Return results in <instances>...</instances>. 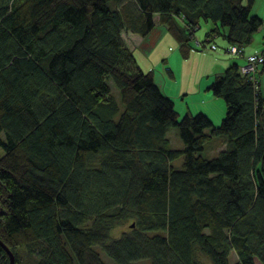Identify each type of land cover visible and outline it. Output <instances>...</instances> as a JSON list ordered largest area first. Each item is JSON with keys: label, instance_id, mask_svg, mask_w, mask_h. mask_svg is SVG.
<instances>
[{"label": "trees", "instance_id": "1", "mask_svg": "<svg viewBox=\"0 0 264 264\" xmlns=\"http://www.w3.org/2000/svg\"><path fill=\"white\" fill-rule=\"evenodd\" d=\"M254 7L0 0V240L15 264H106L97 248L113 264H231L233 252L235 264H264V63L258 83L237 62L214 76L207 89L226 102L216 126L180 117L122 36H148L158 15L182 58L203 22V50L215 36L245 49L264 26ZM219 136L226 149L202 156Z\"/></svg>", "mask_w": 264, "mask_h": 264}, {"label": "rangeland", "instance_id": "2", "mask_svg": "<svg viewBox=\"0 0 264 264\" xmlns=\"http://www.w3.org/2000/svg\"><path fill=\"white\" fill-rule=\"evenodd\" d=\"M246 2V0H245ZM256 10H259L260 14L263 15L264 14V0H258L257 2V7L256 9L253 11L255 12ZM206 23L203 22L200 25V30L197 31V33L195 34L197 38H201L203 39V34L209 30V28L205 25ZM127 33L124 32L122 34L123 39L128 42L127 40ZM131 34V33H130ZM257 35V34H256ZM255 35V36H256ZM257 37H255V39L257 40ZM172 39V40H169ZM175 41V43H177V47H178V42L177 40H175V38L172 36V34L169 35V37H164L163 41H161L160 45L157 47L156 52L158 53V58L162 55V58H165V60L163 61L162 59H160L159 61H163V64L161 62V66L156 65L153 61L154 60V56L155 53L152 54L151 58L149 59L148 57H146L143 52H141V48L140 50L138 48H136V55L138 57V62L141 65V68L143 69V71L148 72L151 71L154 73L155 76V80L157 83L161 84V82H164V78H166V80L170 83V86H172V88H169L170 86H168L167 89H169V93H172V95H174L173 101L176 104V109L177 112L180 114V117L185 116V113H191V114H196L197 112H212L213 110H216L219 105L222 107V110H226V102L223 101L222 98L220 97H215L218 100L217 101H213L214 96L212 94V92L208 93L205 92L206 89L208 88V86L213 82V78L214 76H207V72H205L204 70H206V67H212V63L214 61V59H223V60H228L227 65H230L231 63H233L234 61H236V59L238 61H241L240 63H242V59L243 58H239V57H233L231 55H229L226 52V48L228 46L227 43L224 41L223 38H221V36L216 37L214 40L213 44L217 45V48L215 51H212L211 49H207V50H203L201 47H199V45H197L196 40H191V48H192V57H190L189 59H187L186 61H183L180 59V57L182 58L181 52L180 50H178L177 47L175 46H169L171 41ZM204 40V39H203ZM202 40V41H203ZM129 43V42H128ZM251 44L247 45L246 48L244 49V56L246 57L248 55V53L246 54V50L247 48H249ZM207 48H209L210 44H206ZM220 53L223 54L222 57L217 58V56L215 55H220ZM135 55V56H136ZM214 58V59H213ZM167 59V60H166ZM183 59V58H182ZM239 63V64H240ZM226 65L221 64L220 66L217 65L216 72H221L223 73L226 69L225 67ZM166 69H172V72H175V79L171 78L169 75V72L166 71ZM261 77V74H260ZM263 82H262V87L264 88V75L262 77ZM175 83H174V81ZM173 82V83H172ZM109 86H111L112 88V92L115 96L118 97V99H120L119 96V92L118 89L116 88V86L114 85L113 81L110 79L109 80ZM201 87L200 92H198V88ZM173 92H172V91ZM206 94H209L208 96H206ZM206 114V113H205ZM222 114V113H221ZM224 115L216 120V116H214V121L216 126H218L221 122V120L223 119V117L225 116L226 112L223 113ZM208 115V114H206ZM210 117V116H209ZM211 119V118H210ZM212 120V119H211ZM213 122V121H212ZM214 123V122H213ZM208 132V131H207ZM168 138L170 139V145L173 149H183L185 146L181 140V138L178 136L177 134V129H171L168 134H167ZM221 137H215L211 140H209L206 144H205V149L203 152H201L202 156H204L207 159H212V158H216L218 157V147H219V139ZM174 166L176 168H181L182 164H183V158L177 159V161H175ZM130 221H128L126 224L122 225L121 227H119L120 229H118L119 231H127V229L129 228L130 225ZM98 251H100L101 253V257H103V261L107 264H113V260L110 256H106V254L100 249L97 248ZM200 258H203V256L200 254ZM206 264H212L210 262V260L205 257V259H202ZM237 260V254L236 252L232 253L230 256L229 261L231 262V264H235Z\"/></svg>", "mask_w": 264, "mask_h": 264}, {"label": "crops", "instance_id": "3", "mask_svg": "<svg viewBox=\"0 0 264 264\" xmlns=\"http://www.w3.org/2000/svg\"><path fill=\"white\" fill-rule=\"evenodd\" d=\"M257 2H258V0H255V7H254V9L253 10H255L256 9V7H257ZM257 14H259V15H261L260 14V12H259V10H256L255 11ZM262 17H263V19H264V14L263 15H261ZM154 20H155V27L153 28V31L148 35V36H146V37H142L141 35H137V34H134V33H131V32H128L126 35H128L127 36V40H128V42H126L125 40V42L127 43V45H128V48H130V50L132 51V53L134 54V57H135V60H136V63H138V65L140 66V68H141V65H140V63L138 62V57H137V55H136V53H135V51H136V48H138L139 50H140V48H141V52H143V54L146 56V57H148L149 59L151 58V56H152V54L153 53H155V58H154V60L155 61H153L156 65H159V66H161L162 64H163V61L165 60V58H162V55L158 58V53L156 52V49H157V47L160 45V43H161V41H163V38L164 37H169V35H170V33H169V31L167 30V28H166V26H164L163 24H161V23H159V21H160V19H159V16L158 15H155L154 16ZM208 28H209V30H207L204 34H203V39L205 38V36H206V34H207V32L208 31H210V30H212L213 29V25L212 24H210V23H206L205 24ZM264 25V24H263ZM201 29V28H200ZM199 29V30H200ZM223 31V30H222ZM131 33V34H130ZM257 34V35H256ZM256 34H254L253 36V41L251 42V45L249 46V48H247V50H246V54L248 53V54H251V53H254V52H257V51H262V50H264V26L259 30V31H257L256 32ZM258 36L257 37V40L255 39V37L256 36ZM216 37H219V36H215V38ZM198 39H200L201 41L203 40V39H201V38H198ZM169 40H172V39H169ZM175 46V47H177L176 45H177V43H175V41L173 40V41H171L170 42V44H169V46ZM226 46H228V44L226 45ZM207 47V46H206ZM178 48V47H177ZM179 50V49H178ZM205 50H207V49H205ZM192 54L193 53H191L190 54V56L188 57V58H181L180 57V59L181 60H183V61H186L187 59H189L190 57H192ZM136 55V56H135ZM215 56H217V58H219V57H222L223 56V54L222 53H220V55H215ZM160 59H162L163 61H161L162 62V64H161V62L159 61ZM214 59V58H213ZM167 60V59H166ZM240 63L241 61H238L237 59H236V61H234L233 63ZM224 63V65H226V66H228L227 64H229L228 63V60H223V59H214V61H213V63H212V67H206L205 69L206 70H204L205 72H207V76L208 77H210V76H214V75H216V74H218V73H221V72H216L217 70H215L216 69V67H217V65H221V64H223ZM245 63V59L243 58L242 59V63H240V64H244ZM232 64V63H231ZM225 66V67H226ZM143 70V69H142ZM171 70V72H172V69H170ZM145 72V71H144ZM175 77V72L173 71V77L171 76V78H173V79H175L174 78ZM263 77V76H262ZM262 77H261V79H262ZM164 80V82H161L162 83V85L161 84H159V83H157L156 82V84H158V86H159V88H160V90L162 91V93H164V94H167L168 96H170V97H172V98H174V95H172V93H169V89H167L168 88V86H170V83L166 80V78H164L163 79ZM156 81V80H155ZM174 81V80H173ZM262 82H263V79H262ZM173 83V82H172ZM174 83H175V81H174ZM262 86V85H261ZM169 88H172V86H170ZM264 89V88H263ZM200 90H201V87H199L198 88V92H200ZM172 91V90H171ZM173 92V91H172ZM205 92H208V89H206V91ZM208 93H210V92H208ZM209 94H206V96H208ZM210 96V95H209ZM117 97V96H116ZM214 100L213 101H217L218 99L217 98H213ZM206 114H208L209 116H210V118L212 119V121L214 122L213 124H217V123H215V119H214V116H216V120H218V119H220L224 114L223 113H225L224 112V110H222V107L219 105V107L216 109V110H213L211 113L210 112H205ZM222 113V114H221ZM214 119V120H213ZM219 149H218V151L217 152H220V151H223V150H225L226 149V144H225V141H224V139H222V138H220L219 139ZM219 154V153H218Z\"/></svg>", "mask_w": 264, "mask_h": 264}, {"label": "built area", "instance_id": "4", "mask_svg": "<svg viewBox=\"0 0 264 264\" xmlns=\"http://www.w3.org/2000/svg\"><path fill=\"white\" fill-rule=\"evenodd\" d=\"M199 29H200L199 26L192 28V33L190 35V39L196 40L197 45H199V47H202L203 41L198 39L195 35ZM216 48H217L216 44H210L209 48H207L206 46L204 47V49H211L212 51H215ZM226 52L233 57L244 58L245 63L241 64V66H240L242 73L247 75V76L249 75V77L253 81L258 83L256 77L258 76V73L261 70L260 66L264 63V51H257V52L248 54L245 57L243 48H240L237 45H231V46L227 47Z\"/></svg>", "mask_w": 264, "mask_h": 264}, {"label": "water", "instance_id": "5", "mask_svg": "<svg viewBox=\"0 0 264 264\" xmlns=\"http://www.w3.org/2000/svg\"><path fill=\"white\" fill-rule=\"evenodd\" d=\"M0 244L3 246V248L7 251V253L9 254V257H10V261L11 263L10 264H15V258H14V254L12 253L11 250H9L5 244L0 240Z\"/></svg>", "mask_w": 264, "mask_h": 264}]
</instances>
